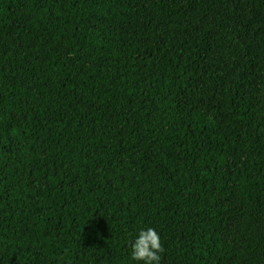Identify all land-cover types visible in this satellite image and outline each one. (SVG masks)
I'll list each match as a JSON object with an SVG mask.
<instances>
[{
    "label": "trees",
    "instance_id": "1",
    "mask_svg": "<svg viewBox=\"0 0 264 264\" xmlns=\"http://www.w3.org/2000/svg\"><path fill=\"white\" fill-rule=\"evenodd\" d=\"M264 264V0H0V264Z\"/></svg>",
    "mask_w": 264,
    "mask_h": 264
},
{
    "label": "clouds",
    "instance_id": "2",
    "mask_svg": "<svg viewBox=\"0 0 264 264\" xmlns=\"http://www.w3.org/2000/svg\"><path fill=\"white\" fill-rule=\"evenodd\" d=\"M131 249V259L143 264H161V254L165 251L159 234L153 228L141 230Z\"/></svg>",
    "mask_w": 264,
    "mask_h": 264
}]
</instances>
